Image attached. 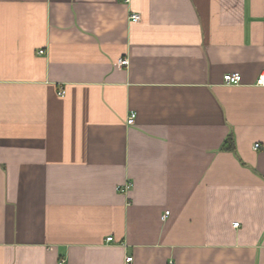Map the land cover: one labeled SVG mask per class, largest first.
I'll return each instance as SVG.
<instances>
[{
	"label": "crops",
	"instance_id": "1",
	"mask_svg": "<svg viewBox=\"0 0 264 264\" xmlns=\"http://www.w3.org/2000/svg\"><path fill=\"white\" fill-rule=\"evenodd\" d=\"M263 69L264 0H0V264H264Z\"/></svg>",
	"mask_w": 264,
	"mask_h": 264
},
{
	"label": "built area",
	"instance_id": "2",
	"mask_svg": "<svg viewBox=\"0 0 264 264\" xmlns=\"http://www.w3.org/2000/svg\"><path fill=\"white\" fill-rule=\"evenodd\" d=\"M119 1L125 4H128L130 0H119ZM129 18L131 21H134V22L140 20V16L136 13H132ZM39 53L42 54L43 51H40ZM127 65H128L127 59H123L119 61V66H127ZM222 81L225 86H237L241 82V76L239 73H227L222 77ZM254 85L257 87H264V69L261 71V73L256 78ZM63 93L64 92L61 91L60 95H62ZM135 118H136V114L134 112L130 113L129 116L127 117L126 124L133 125ZM258 147L259 145H255V148H258ZM129 189H130V185L126 184L123 187L118 188V191H120L121 193H126L128 192ZM163 218H165V216ZM237 225L238 223H234V226H237ZM111 240H112L111 238L107 239V241H111ZM125 262L126 263L131 262V258L130 257L126 258ZM63 263H64L63 260L59 261V264H63Z\"/></svg>",
	"mask_w": 264,
	"mask_h": 264
},
{
	"label": "trees",
	"instance_id": "3",
	"mask_svg": "<svg viewBox=\"0 0 264 264\" xmlns=\"http://www.w3.org/2000/svg\"><path fill=\"white\" fill-rule=\"evenodd\" d=\"M231 139H227L226 141H225V143H224V147H226V148H231L232 147V144H231V141H230Z\"/></svg>",
	"mask_w": 264,
	"mask_h": 264
}]
</instances>
